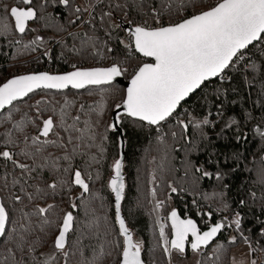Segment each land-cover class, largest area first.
<instances>
[{
	"label": "trees",
	"instance_id": "16d2710c",
	"mask_svg": "<svg viewBox=\"0 0 264 264\" xmlns=\"http://www.w3.org/2000/svg\"><path fill=\"white\" fill-rule=\"evenodd\" d=\"M14 2L15 0H2L4 4ZM41 2L46 6L43 9L37 8V11L43 18L30 22L29 29L22 37L13 33L20 39L19 44L8 43L13 35L7 38L0 36V76L12 68V63L22 64L29 59L28 63H44L46 56L43 55V51L45 48L49 49L47 48L49 46L52 63L66 60L75 62L80 68L106 67L120 63L130 71L148 62L129 49L127 42L132 40L129 33L136 25L156 20L151 14V9L153 5L159 8L160 0H87L90 13L78 0H70V6L59 4L58 0H35L37 5ZM171 3L173 5L171 11H165L159 17L164 26L178 23L191 16L193 10L200 12L212 6V0H184L186 9L177 10L179 0H171ZM76 7L81 8L80 13L74 11ZM106 11L110 12L111 16L101 20L102 13ZM88 14L89 17L86 19ZM77 15H80L81 19L75 24L71 23L70 21L75 20ZM114 23H119L120 27H114ZM37 35L42 41L33 45L32 41ZM89 36L97 41L95 49L99 53L97 55L92 54L94 51L92 47H82V40ZM25 44L29 47L25 48ZM109 47L113 49L111 53L106 51ZM244 51L250 56L245 66L241 63L232 66L221 77L205 83L180 105L168 121L158 127H151L124 116V123L117 132L106 131L107 125L112 123L116 114L115 105L122 104L125 96L123 87L111 84L100 89H92L91 93L89 89L64 92L41 90L31 93L29 97L13 103L0 113V134L9 127L3 120L5 116L11 113L17 121L24 114L34 116L37 101L50 102L49 105L41 104V108L51 105L59 107L66 98L72 102L71 111L75 114L81 104L85 105V111L88 110L87 106H95L102 94L105 103L103 114L82 116V120L91 118L98 121L97 134L108 137L103 144L105 151L100 163L88 169L93 177L99 173L98 179L87 181L94 198L82 197L81 190L76 186L58 189L55 195L46 198L47 203L56 205L50 219L59 221L63 211L72 210L70 203L73 201L69 198L71 194L73 198L80 197L74 200L79 205L74 213L78 226L85 219L87 210L90 214L101 217L99 231L102 235L105 230L112 233L106 239L113 242L119 240L122 243V237L116 235L118 226L115 225L114 194L107 187L112 174L111 165L116 158H121L125 182L121 215L133 234L134 242L143 243L141 255L145 264H171L170 258L164 255L162 242L159 240V226L150 203V183L156 199L163 202L160 215L166 220L165 230L169 239L171 232L167 215L172 210H176L181 217L194 220L201 231L217 222L231 224L235 214H240L241 230H236L234 225L223 229L219 238L200 253L199 264H231L230 252L234 247L245 243L244 237L248 238L247 244L251 245L252 257L260 264H264V251H261L264 249V236L261 235V231L264 230V205L261 209L248 205L249 198L253 201L264 200V139L254 132L257 125L264 130V108L261 107V103L264 102V95H261V89L264 88L262 78L264 40H259ZM250 65H255V70L250 68ZM37 70H40V66ZM119 112L122 113L123 110ZM221 112L222 116L219 115ZM48 114L51 113H46L45 118ZM205 116L210 121L209 125L203 127L207 139L202 138L200 132L191 124L186 133L178 124L179 120L188 122L190 117L192 120H199ZM230 117L234 118L237 124L225 129L223 137L219 136ZM26 130L35 134L33 127ZM237 130L246 133L247 140L237 143L235 139ZM173 132L176 133L175 138L172 136ZM3 150L4 146L0 143V151ZM91 151L93 154L96 153L95 149ZM234 154L239 158H233ZM81 160V157H77L73 161V166L79 164L83 168ZM27 162L31 163L30 160ZM198 167L211 175L205 177L203 172H196L195 169ZM218 170L225 174L224 179H216ZM13 172L17 176L20 175L19 169H14L10 162L0 160V199L18 217V209L24 207L27 201L14 205L11 194L15 192L22 197L25 194L19 192L20 185L13 187L9 184L4 187L5 178L10 180L11 176L8 174ZM44 177L48 179V174L45 173ZM30 183L35 184L36 181ZM169 184L177 191L172 192ZM40 186L44 187L43 184ZM28 191L31 192L32 188H28ZM241 200L245 201L243 205L240 203ZM37 203L43 205L44 201ZM225 204L227 208L224 207ZM208 213L211 215H207ZM54 231L53 226L49 230V235ZM233 236L236 237V242L228 243ZM74 240L75 236L70 234L69 243ZM99 242L94 239L84 240V244L88 245L85 253L91 256V246ZM217 246H222L219 252L214 251ZM41 247L43 251H47L43 245ZM72 252H75V248ZM209 256L212 257L211 260L208 259ZM114 257L115 253L113 258L105 257V264H115ZM78 261L79 255L70 253L68 264H78ZM58 264H64L63 259L59 260Z\"/></svg>",
	"mask_w": 264,
	"mask_h": 264
},
{
	"label": "snow or ice",
	"instance_id": "6c2138e0",
	"mask_svg": "<svg viewBox=\"0 0 264 264\" xmlns=\"http://www.w3.org/2000/svg\"><path fill=\"white\" fill-rule=\"evenodd\" d=\"M58 3L70 6V0H58ZM45 6L44 2L37 5L35 0H15L12 4H4L0 0V36L7 38L17 33L22 37L29 29V22L43 18L38 15L37 8L43 9ZM172 7L171 0H160V7L156 8L153 5L151 9L152 16L160 26L151 28L136 25L129 33L133 38L135 52L153 58L154 63H143L134 69L123 102L115 105L116 114L112 123L107 125L106 131L117 132L124 123V116L133 121L145 122L149 126L162 125L173 116L181 102L199 89L205 81L221 77L226 69L243 58L244 49L254 41L264 39V0H220L207 10L193 12L191 16L178 23L164 26L159 17L165 11H171ZM186 7L184 0H179L177 10ZM74 11L80 13L81 8L76 7ZM109 16L110 12H103L101 20ZM80 19L81 16L77 15L75 20L70 22L75 24ZM114 27L118 28L120 24L114 23ZM41 41L42 38L37 35L32 44L36 45ZM20 42L14 35L12 40L8 41L9 44ZM81 43L82 47H92L93 55L99 54L95 50L97 41L93 37L89 36ZM24 47L28 48L29 45L25 44ZM106 51L111 53L113 49L109 47ZM249 67L255 70V65ZM72 68V71L59 75L42 72L9 79L0 86V110L13 105L14 101L29 97L37 90L63 92L71 88L89 89L91 93L92 89L111 85L117 77L128 71L120 63L91 68H80L74 64ZM261 95H264V88L261 89ZM49 103L46 100L37 101L34 116L24 114L17 121L9 113L3 118L9 127L0 134V143L5 149L0 151V160L10 162L14 169L20 171L19 176L14 172L9 173L11 179L5 178L4 187L9 184L13 187L20 185L19 192L25 195L22 197L13 192L11 194L13 203L22 204L25 200L27 203L18 209V217L7 204L0 203V264H58L61 259L64 264H68L70 253L79 255L78 264H105V257L113 258V253L115 264H145L141 255L143 243L134 242L133 234L121 215V201L125 194L121 158H116L111 165L112 174L107 187L114 194L115 225L118 226L116 235L122 237V243L119 240L113 242L106 239L112 233L105 230L102 235L99 231L101 217L94 216L87 210L85 219L78 226L74 213L79 205L74 200L80 197L73 198L71 194L69 198L73 201L70 203L72 210L63 211L59 221L50 219L56 205L47 203L46 198L55 195L58 189L76 186L81 190L82 197L94 198L87 181L98 179L99 173L93 177L88 169L100 163L105 151L103 144L108 137L97 134L98 121L91 118L82 120V116L103 114L105 103L102 94L95 106L89 105L85 111V105L81 104L75 114L71 111L72 102L66 98L59 107L55 105L40 107L41 104ZM261 107L264 108V102L261 103ZM121 108L122 113L119 112ZM49 112L51 114L45 118V114ZM219 115L222 116L223 113ZM178 124L185 133L191 124L200 132L202 138L207 139L203 133V127L210 124L207 116L199 120H192L190 117L188 122L179 120ZM236 124L237 121L230 117L218 135L223 137L225 129ZM29 127L35 129L34 135L26 130ZM254 132L264 139V130H261L259 125L255 127ZM172 136L175 138L176 133L173 132ZM235 139L237 143L247 140V134L237 130ZM92 149L96 150L95 154L92 153ZM77 157L82 158L83 168L79 164L73 166V161ZM233 158L239 157L234 154ZM29 160L30 164L27 162ZM195 171L203 172L205 177L211 175L199 167ZM45 173L48 174V179H45ZM224 176L222 171H217V180L224 179ZM41 184L44 187H41ZM168 187L172 192L177 191L171 184ZM28 188H32V191L29 192ZM152 195L155 198L154 191ZM37 201H44V204L41 205ZM162 203V201L156 203L154 210H158ZM240 203L243 205L245 201L241 200ZM224 207L227 208V205ZM168 219L171 221V239L165 235L164 227L159 221L156 223L159 226V240L162 242L164 255L169 257L172 250L184 254L189 237L191 250L198 253L202 246L207 247L226 227L234 225L236 230H241L239 213L232 218L231 224L217 222L203 232L192 219H181L175 210L170 212ZM53 226L55 231L49 235V230ZM70 234L75 236L71 244ZM261 235L264 236V230L261 231ZM88 239L100 241L91 246V256L85 253L88 245L84 244V240ZM244 240L248 243L247 237H244ZM235 242L234 236L228 241L230 244ZM42 245L47 251L42 250ZM73 248L75 252H72ZM221 248L222 246H217L214 251L219 252ZM208 259L211 260L212 257L209 256ZM234 264L242 262L234 261ZM250 264H256V261L251 260Z\"/></svg>",
	"mask_w": 264,
	"mask_h": 264
},
{
	"label": "rangeland",
	"instance_id": "374dc122",
	"mask_svg": "<svg viewBox=\"0 0 264 264\" xmlns=\"http://www.w3.org/2000/svg\"><path fill=\"white\" fill-rule=\"evenodd\" d=\"M78 1L80 2L81 6L84 9H87L88 10V13H90L91 9L88 6L87 0H78ZM212 5H213V2H212ZM194 11H196V10H193V12ZM88 17H89V14L86 15V19ZM154 22H156V20L153 21V22H149V23H154ZM161 24H162V22H161ZM47 48L50 49L51 47L49 46ZM45 50H47V49L45 48L44 51ZM36 57H38V55ZM34 58H32V59H34ZM29 60L23 61L22 64H18V62L17 63H12L11 64V67L12 68L11 69H8L3 74H1V76H0V80H1L0 83H2V84L5 83L6 81H4V80L9 75H12V74L18 72L19 70L33 69L35 66H39V65L42 64L41 62L28 63ZM129 73H130L129 71H126V73L124 74V76H127ZM151 189L152 188H151V183H150V192H151V194H150V203H151V209L153 210V212H154V214L156 216V221H158L161 208L157 210L158 211V213H157L156 210H154V205L156 203H158V202H161V201L160 200H157L156 197L153 198V195H152L153 192H152ZM248 205H254L257 209H261L263 207V205H264V200H261V199L259 200L258 199L257 201H253L252 199L249 198ZM160 216L162 217V215H160ZM165 223H166V220H165ZM163 227H164V230H165V225ZM165 235H166V230H165ZM176 254H177L176 251H172L171 256L170 257L168 256L170 258L171 264H197V262H198V255L195 254V253H193V252H190L189 256L186 259H181L180 257L177 256L178 254L177 255ZM251 260H255L256 261V264H259L258 260L256 258L252 257V255H251V248H249V244H247V243L240 244V245L234 247L231 250V252H230V263L231 264H234V261H236V262H242V264H250Z\"/></svg>",
	"mask_w": 264,
	"mask_h": 264
},
{
	"label": "built area",
	"instance_id": "2783aa9c",
	"mask_svg": "<svg viewBox=\"0 0 264 264\" xmlns=\"http://www.w3.org/2000/svg\"><path fill=\"white\" fill-rule=\"evenodd\" d=\"M212 2H213L212 6H215L216 4H218L220 2V0H212ZM194 12H196V11H194ZM142 26L155 28V27H158L160 25L157 24L156 22H154V23L144 22V24ZM127 47L134 51L132 40L127 42ZM45 53H47V55ZM243 53H244L243 58L240 59V60H237L235 62V64H234V66L237 65V64H240V63H241V65L245 66L246 61L249 60L250 56L245 51H243ZM43 55L46 56V61L44 63H42L41 65H39L40 66V70H37V68L39 66H35L33 69L19 70L18 72L14 73L12 75H9L4 81H7L8 79H10L12 77L26 75V74L40 73V72H47V73L52 74V75H57V74L66 73V72L72 71L73 70L72 65H74V64L76 65V63H74V62H67L66 60L65 61H61L60 63H52L50 61L49 49L45 50L43 52ZM234 60H235V58H234ZM61 71H64V72H61ZM133 71H134L133 69L130 70L129 71L130 73L127 76L123 75L124 78L127 79V80L130 79L131 78V74H132ZM156 212L158 213L157 210H156ZM158 221H159L160 225H162V226L165 225L164 217H161L159 215Z\"/></svg>",
	"mask_w": 264,
	"mask_h": 264
},
{
	"label": "water",
	"instance_id": "95a60500",
	"mask_svg": "<svg viewBox=\"0 0 264 264\" xmlns=\"http://www.w3.org/2000/svg\"><path fill=\"white\" fill-rule=\"evenodd\" d=\"M30 23V22H29ZM259 41V40H258ZM258 41H254L251 45H249L248 46V48L249 47H251L252 45H254L255 43H257ZM132 42H133V38H132ZM133 48H134V52H135V47H134V43H133ZM247 49V48H246ZM245 50V49H244ZM243 50V51H244ZM138 56H140L141 58H143V59H145V60H148V62L147 63H154V60H153V58H151V57H144V56H142L140 53H137V52H135ZM227 70V69H226ZM225 70V71H226ZM40 73H42V72H40ZM33 74H39V73H33ZM61 74H64V73H61ZM26 75H30V74H26ZM52 75V74H51ZM57 75H59V74H57ZM17 77V76H16ZM13 78H15V77H13ZM217 78H219V77H216V78H212V79H210V80H207V81H205L204 82V84L205 83H209V82H211V81H214V80H216ZM10 79H12V78H10ZM131 79V78H130ZM130 79H125L124 78V76L122 75V76H120V77H117L114 81H113V83L112 84H114V85H118V86H121V87H123L124 88V91H125V95H126V91H127V87L129 86V84H130ZM9 80V79H8ZM7 80V81H8ZM6 81V82H7ZM5 82V83H6ZM4 84V83H3ZM3 84H1L0 86H2ZM203 84V85H204ZM202 85V86H203ZM201 86V87H202ZM201 87L199 88V89H197L194 93H192L191 95H194L198 90H200L201 89ZM67 90H74V91H82V90H84V89H81V90H75V89H71V88H69V89H66V90H64V91H67ZM37 91H41V90H37ZM36 91V92H37ZM49 91H55V90H49ZM63 91V92H64ZM55 92H57V91H55ZM190 95V96H191ZM189 96V97H190ZM189 97L188 98H186V100L185 101H187L188 99H189ZM26 98V97H25ZM21 101V100H20ZM185 101H182L181 102V104H183ZM15 102H17V101H14L13 103H15ZM10 106H8L7 108H9ZM180 107V106H179ZM178 107V108H179ZM7 108H5V109H7ZM5 109H3V110H0V113L2 112V111H4ZM120 110H123L122 108L120 109ZM178 110V109H177ZM142 122V121H141ZM144 124H146L147 125V123H145V122H143ZM149 126V125H148ZM151 127H158V126H151ZM122 156H124V154H122ZM0 203H2L1 202V199H0ZM176 211V210H175ZM177 212V211H176ZM170 214V213H169ZM169 214L167 215V222H168V225H169V228H170V232H171V221L168 219V216H169ZM177 214H178V212H177ZM178 216L181 218V219H189V218H186V217H181L179 214H178ZM194 221V220H193ZM195 222V221H194ZM196 223V222H195ZM198 227V226H197ZM211 227V226H210ZM209 227V228H210ZM209 228H207V229H205L204 231H207ZM201 232H203V231H201ZM222 232V231H221ZM220 234L221 233H219L218 234V236L212 241V242H210V244L207 246V247H203L202 246V248L201 249H203V250H206L208 247H210L218 238H219V236H220ZM170 239H171V236H170ZM189 239H190V242H189V247H188V241L186 242V244H185V252H186V250H187V248L189 249V250H191V246H190V244H191V237H189ZM192 251V250H191Z\"/></svg>",
	"mask_w": 264,
	"mask_h": 264
},
{
	"label": "flooded vegetation",
	"instance_id": "af4514ba",
	"mask_svg": "<svg viewBox=\"0 0 264 264\" xmlns=\"http://www.w3.org/2000/svg\"><path fill=\"white\" fill-rule=\"evenodd\" d=\"M189 242H190V239L188 240V247H189ZM172 251H175V250H172ZM204 250L203 249H201L200 250V252H198V253H195V254H197L198 255V258H199V255H200V253H202ZM188 252H189V254H190V252H193V251H191V250H189L188 248H187V250H186V252L184 253V254H180V253H178L177 252V256L178 257H180L181 259H186L188 256H189V254H188ZM194 253V252H193ZM187 254H188V256H187ZM183 257V258H182ZM184 257H186V258H184ZM259 262V261H258ZM259 264H260V262H259Z\"/></svg>",
	"mask_w": 264,
	"mask_h": 264
}]
</instances>
